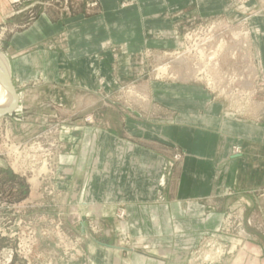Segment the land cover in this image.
<instances>
[{
	"label": "rangeland",
	"instance_id": "1",
	"mask_svg": "<svg viewBox=\"0 0 264 264\" xmlns=\"http://www.w3.org/2000/svg\"><path fill=\"white\" fill-rule=\"evenodd\" d=\"M118 12L125 38L115 33L93 49L88 89L36 73L26 82L12 78L19 99L24 96L15 113L0 120V264H96L86 252L88 237L71 229L75 220H87L93 237L107 234L104 220H115L108 229L115 245L149 263L264 264V162L262 173L242 179L243 195H228L233 204L217 201L210 213L222 218L206 220L203 231L198 220L167 221L182 215L175 199L183 164L195 167L173 130L174 84L193 90L192 108L204 96L200 114L214 108L216 121L232 124L230 132L250 126L260 135L264 127V0H0V52L8 58L13 37L43 16L101 24L103 13L117 25ZM53 72L52 65L47 73ZM220 128L215 146L223 142ZM244 152L264 154V146L232 144V155ZM98 153L95 191L116 206L111 218L103 211L97 216L105 205L100 201L81 217L80 201L69 194L68 159L88 165L89 155ZM134 206L146 220L157 210L158 231L149 224L139 235L129 230Z\"/></svg>",
	"mask_w": 264,
	"mask_h": 264
},
{
	"label": "crops",
	"instance_id": "2",
	"mask_svg": "<svg viewBox=\"0 0 264 264\" xmlns=\"http://www.w3.org/2000/svg\"><path fill=\"white\" fill-rule=\"evenodd\" d=\"M109 17L110 14L102 13L101 18L105 19V22L102 19L101 24H99L100 20L95 21L96 19L92 18L89 20L84 18L54 21L48 16L41 17L35 26L16 34L7 46L12 78L18 82H26L37 76L42 77L45 81L53 80L57 81L55 83L66 86L69 83L80 81L82 87L88 89L89 82L93 80V49L97 47L100 49L103 44L109 43L111 35L115 36V33H118L117 37L119 34L125 35V21L122 18L124 15L117 13V25H111ZM95 33H99L100 37L95 39ZM52 65L54 72L53 75H50L47 70L49 71ZM171 90V106L175 108L172 126H174L173 130H178L177 132L182 137L181 140L177 139L176 141L179 142L177 144L182 148L186 159L194 161L195 167L190 168V165L186 167V164H183L180 185L175 199V201L181 202L182 215L172 217V220L167 221L175 223L177 221L198 220L199 225L202 223L199 229L203 231L206 220L219 221L222 218V215H219L217 211H212L216 212L215 214L210 213L211 210H216L217 201L221 198H230L229 200L233 204L234 199L228 195L231 192L235 195H243L247 190L241 185L242 179L245 176H255L263 170V153L244 152L241 155H232L231 148L232 144L239 141L264 146V127L261 128L260 135L255 133L253 127L250 126H240V131L230 132L228 129L232 124L216 121L214 108L209 109L208 115L200 114L199 107L205 102L204 96H202V100L200 98L197 100L199 102L196 105L198 109H196L192 108L193 90L184 86H175V84ZM218 126L222 130L223 142L215 146L214 141L217 137L216 129ZM89 156H91V163L88 165L79 164V157L68 159V171H71L69 194L72 195L73 191L74 201H80L78 209L81 217L92 215L93 207L91 204L100 201L105 202V205L98 207L97 216L101 217L103 211L106 218H111L115 215L116 210L112 201L116 199L111 198L112 205H108L106 201H103V197L96 194L97 191L95 190L99 182L95 178L94 171L92 172V168L95 166L94 162L98 165L103 157L99 153ZM85 159L87 158H82V160ZM257 162H261V164L257 165ZM110 166L111 163L109 162L107 167ZM203 167H205V171L202 170ZM211 177L212 180L209 179ZM76 186H79L77 195H75ZM204 200L209 201L203 203ZM128 209L130 210L126 223L129 230L132 228L131 231L139 235L142 233V226L149 224L154 227V231H158L159 220L156 209L151 212L147 220L144 218L145 216L141 215L137 207ZM208 213H210L209 216H207ZM173 214L176 212L174 211ZM114 221L104 220L105 225H107L105 227L107 234L100 237H93L89 234L87 220H75L71 229L82 237H88L86 238V252L96 264H154L137 255L127 257L121 252L114 243L112 231H108V229L113 228ZM215 221L213 222L215 223ZM190 224L195 225V221H191ZM121 225L125 227L123 222ZM168 230L170 234L174 235L178 232V227L175 225V230L173 226ZM159 263L166 264L163 261Z\"/></svg>",
	"mask_w": 264,
	"mask_h": 264
},
{
	"label": "bare ground",
	"instance_id": "3",
	"mask_svg": "<svg viewBox=\"0 0 264 264\" xmlns=\"http://www.w3.org/2000/svg\"><path fill=\"white\" fill-rule=\"evenodd\" d=\"M204 50H201L200 53L203 54ZM5 70V72L7 73V75L9 77H11L12 79V73H11V65H10V62H9V59L0 52V115L8 112L9 110H11L13 108V105H14V97L11 93V90L3 76V73H2V70ZM168 69L163 67L160 69V74L161 75H166L167 74V71ZM13 81V80H12ZM24 96V95H23ZM23 96L22 98L20 99L21 101L23 100ZM25 99V98H24ZM16 150V149H15ZM43 171V170H42ZM78 188L79 186H76V189H75V195H77L78 193ZM124 228V225H121V228L120 229H123ZM123 231V230H121ZM53 237V236H52ZM63 238V237H62ZM68 238V237H66ZM58 239H61V238H58ZM69 239V238H68ZM56 241V240H55ZM73 242V241H72ZM67 243V242H66ZM69 244H71V242H69ZM103 247V246H102ZM95 248V247H94ZM67 249V247H66ZM126 250V249H125ZM111 253V252H110ZM93 254V253H92ZM78 256V255H76ZM73 259V258H72ZM76 260V259H75ZM179 261H182L181 259L178 258L177 262ZM76 262V261H75ZM93 263V262H92ZM225 263V262H224ZM227 263V262H226ZM191 264V263H190Z\"/></svg>",
	"mask_w": 264,
	"mask_h": 264
},
{
	"label": "water",
	"instance_id": "4",
	"mask_svg": "<svg viewBox=\"0 0 264 264\" xmlns=\"http://www.w3.org/2000/svg\"><path fill=\"white\" fill-rule=\"evenodd\" d=\"M2 73H3V76H4V78H5L6 82H7L10 90H11V93H12V95L14 97V105H13V108L11 110H9L8 112L0 115V120H3V119H5V118H7L9 116H12L15 113V111L17 110V108L19 107V105H20L19 94L17 92V89H16L11 77H9L7 75V73L5 72L4 69L2 70Z\"/></svg>",
	"mask_w": 264,
	"mask_h": 264
},
{
	"label": "built area",
	"instance_id": "5",
	"mask_svg": "<svg viewBox=\"0 0 264 264\" xmlns=\"http://www.w3.org/2000/svg\"><path fill=\"white\" fill-rule=\"evenodd\" d=\"M29 241L26 242L25 246H23V252H25V250H27L29 248Z\"/></svg>",
	"mask_w": 264,
	"mask_h": 264
}]
</instances>
